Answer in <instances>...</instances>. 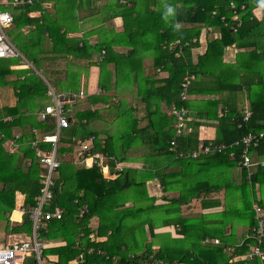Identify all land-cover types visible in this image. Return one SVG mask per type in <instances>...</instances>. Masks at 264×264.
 <instances>
[{
	"label": "trees",
	"instance_id": "trees-1",
	"mask_svg": "<svg viewBox=\"0 0 264 264\" xmlns=\"http://www.w3.org/2000/svg\"><path fill=\"white\" fill-rule=\"evenodd\" d=\"M98 1L100 0H34L33 5L8 8L14 16V24L9 29V35L17 29L35 27L26 36V41H22L20 47L27 59H31L38 66V71L42 69L41 63L47 60L45 54L49 52L54 55L52 59L59 58L60 61L72 59L69 63L71 70L67 72V77L64 79L58 77L59 80L56 79L55 85L67 84V90L75 91L76 87L80 86L81 77L80 72L76 73L75 69L80 68L81 63H86L88 70L92 67H98L100 70L98 82L101 89L100 96H88L85 100L88 108L73 111L74 113L70 115L74 120L69 128L65 129L66 135L64 136L63 131L61 132L58 153L62 166L56 173L54 196L46 211L61 208L64 211V217L62 220H52L47 228L41 231L40 238L43 241L52 239L50 238L52 236L61 237L66 245L60 248L45 249L44 254L47 257L58 255L61 264L76 259L82 253L85 254L86 264H155L160 260L178 261L181 264H219L215 257L222 255L227 246L221 242L219 249L212 248L213 245H201L204 238L218 236L210 232L203 234L202 231H190L199 238L192 249L193 253L186 250L179 257H176V252H166L163 249L158 253H153L152 244H146L145 248L148 249L141 254L138 251L129 253L130 246L128 247L120 233L125 217L138 216V213L142 212L148 213L152 206L140 205L143 204L144 199L141 196L143 191L139 187L144 182L137 183V179L133 177L135 170L125 166L122 171L115 172V161H110L111 170L115 174L108 177L104 176L97 167L90 169L78 167L77 169L72 161V163L67 162L68 157L66 158L65 154H73L75 138L86 139L92 135L97 136L94 131L88 130L87 122L89 124L96 115H104L110 120L117 118L121 122V127L127 128V132H122L119 137L107 136L103 141L97 136L95 150L117 157L118 163L124 164L128 150L140 143L150 149L152 157L164 156L167 161L171 162V165H181L180 174L182 176L189 175L191 169H195L197 178L203 175L207 177L214 169L216 173H211V175L221 178L225 175L226 168L237 167L241 160L242 147L237 149L234 161L230 160L228 155L218 153L200 157L197 160L177 158L175 149L170 145L176 136L175 119L162 113L161 103L165 102L168 108L175 104L178 107L185 106L192 111L191 96L201 93L227 94L224 107L227 109L225 112L227 115L219 116L217 108L220 102L203 101L198 108V119H194L191 123V133L178 137L177 151L187 153L197 148L202 139L207 142L229 145L241 141L248 134L264 132V17L259 21L254 13L256 8H264V2L263 0H234L235 8L231 9L230 1L225 0H166L163 7L152 9V6H157L161 0H142L145 14L135 18L134 14L137 12L135 3L129 7L122 3L123 0H105L104 4H98ZM51 4L56 5L57 10L63 12L59 19L65 20L63 18H66L67 29L61 24H50L45 10L41 17L31 16L32 12L41 8L40 6ZM112 6L116 10L120 9L119 12L124 21L122 33L108 30L102 41L95 46L82 38H67L66 31L68 32L69 26H76L79 20L83 21L81 29H85L86 34L91 35L94 30L99 32L96 10L98 12L104 9L107 11ZM55 14H59V11ZM235 16H238L241 22L239 28H237V22L234 21ZM85 20L88 21L85 22ZM179 24H189L192 27L180 28ZM202 26L220 28L222 37L209 42L206 53L199 56L197 63H193L192 51L199 45ZM250 37H256V39L249 43H242L244 39ZM194 40L197 41L194 42ZM258 40H262L263 43L261 44ZM176 41H180L182 51L174 45ZM51 42H53L52 51H44L45 48H49ZM234 45L240 49L250 47L254 49L251 53L238 55L235 64L224 63L225 49ZM119 46L127 48V53H117L115 47ZM148 50L154 52L156 69L160 72L152 77L148 76V71L144 69L140 71L144 57L148 56ZM179 53V57H176ZM21 62L19 58L0 59V88L13 87L18 99L14 107L0 106V184H2L0 187V220L7 221L6 230L12 234L32 235L33 224L28 215L24 216L22 224L11 226L6 214H11L15 210L17 192L25 195L26 208L35 205V198L40 195L42 188V168L36 151L30 144L35 140L32 129H38L43 132L42 134H47L54 131L56 125L53 120L47 124L38 121V113L46 106L43 101L48 99V86L42 77L31 68L15 70ZM110 65H115L114 71L109 69ZM161 72L165 73L166 77H161ZM187 73L193 74L195 80L191 82L189 99L184 102L181 100L180 93L181 84ZM49 78L46 79L52 84ZM130 83H136L138 88L129 87ZM123 86L128 87L134 96L140 99L139 104L144 103L145 108H143L146 110L144 119H147L145 126L139 125L137 114L139 106L126 107V99L121 97ZM77 91L84 90L80 91L78 87ZM246 94L251 116L245 122ZM93 106H98V108L92 109ZM5 118L12 120L4 121ZM200 118L218 122L216 139H205L201 136ZM129 123L130 126H128ZM29 127L31 130L22 134L24 129ZM17 135H20V138L16 140ZM9 140L24 144L20 148V154L9 153L5 149L4 145ZM41 148L50 150L51 146L43 144ZM253 152L256 158L264 159V140ZM68 159H73V155H69ZM21 160L29 164L27 170L20 164ZM162 171L161 169L155 173L148 171V177L150 179L154 176L159 177L166 187L170 177L162 178ZM132 172H134L133 175H131ZM247 176L248 171L242 169L240 184L244 190L241 197L242 208L235 209L236 206L233 203L232 207L236 212H231L233 208L228 206L225 213L239 214L247 218L249 233H251L256 226L252 210L253 201L264 207V199L259 197V192L264 191V167L260 165L253 167L250 179ZM204 179L202 182L201 180L195 181L199 184L204 182L206 186L210 185L209 180ZM223 181L217 183L215 188L221 190ZM259 185L260 188L257 187ZM188 186L191 189L190 182ZM134 188L136 190H133ZM225 188L232 189L229 186ZM129 190L139 195V199L135 198L133 208L123 211L125 204L122 202L123 197ZM245 198L249 199V204L244 202ZM138 204L140 207H137ZM218 204L220 202L215 203L214 206ZM84 206H88V213L80 219L79 211ZM17 213H19L18 209L13 214L18 215ZM96 216L100 217L98 236L108 237L106 242H93L90 239L92 232L90 221ZM184 227L189 230L191 225L185 223ZM253 243L250 240L245 241L240 248L236 249L234 258L247 254ZM134 245L137 246L136 241ZM262 249L264 251V244ZM99 251L101 253H98ZM257 262L253 259L248 264H259ZM236 263L244 264L243 261ZM25 264H36V260L33 257L28 258Z\"/></svg>",
	"mask_w": 264,
	"mask_h": 264
},
{
	"label": "crops",
	"instance_id": "crops-1",
	"mask_svg": "<svg viewBox=\"0 0 264 264\" xmlns=\"http://www.w3.org/2000/svg\"><path fill=\"white\" fill-rule=\"evenodd\" d=\"M98 4H104L105 0L98 1ZM122 3L129 5V7H132V5L135 3L137 5V12H135L134 17H139L145 14V7L142 3V0H123ZM166 3V0H161V2L157 6H152V9H158L160 6L163 7ZM114 6V5H113ZM111 9H107V11L102 10L101 12H98L96 10V18L99 28V32L94 30L91 35L86 34L85 29H81V24L83 21L79 20V23L76 26H69L68 32L66 31L67 38H82L83 40L87 41L92 46H95L99 44V42L102 41V39L105 36V33H107L108 30H114L117 33L123 32V25L124 21L121 17V13L119 12L120 9H117L113 7ZM41 8L32 12V17H41V15L44 14V10L46 14L49 16L50 24L56 25L61 24L64 25L67 29V22L66 18H63L65 20L59 19L61 16V10H57L56 5H45L40 6ZM160 7V8H161ZM48 9V10H47ZM57 11H59V14H55ZM63 13V12H62ZM255 16L260 21L264 17V8L258 7L254 11ZM88 20H85V22ZM180 28H190L192 25L189 24H179ZM96 27V28H97ZM35 27H25L21 30L25 36L29 35ZM91 29V28H90ZM222 34L220 28L217 27H206L202 26V32L200 35V38L198 40L199 45L195 47L192 51V61L193 63L198 62V58L201 55H204L207 51L208 43L215 39H221ZM256 37H250L246 38L242 41V43H249L252 42ZM197 40H194L196 42ZM261 44L263 43L262 40H258ZM53 42H51L49 48H45L44 51H52L53 49ZM174 45H177L179 47V50L182 51V45L180 41H176ZM254 47L246 48V49H240L236 45L228 47L224 51L223 55V61L227 64H235L237 61V56L240 54H248L253 51ZM115 51L119 54H125L127 53L128 49L124 47H115ZM181 53V52H180ZM179 54H177L176 57H179ZM47 57V60L43 61L41 63V70H37L34 65L30 63V61L24 57L25 62H21V64L18 66L15 70H22V69H33L42 79L47 83V86L52 87L54 90L56 88L53 87L51 83L48 82L46 78L49 77H59L64 79L67 77V72L70 71V62L72 59L69 60H63L60 61V59H52L54 58V55L49 52L48 54H45ZM99 56V55H97ZM155 54L152 51L148 50V56L144 57L143 62L141 63V70L139 67H137L138 70L142 71V69L148 71V76L152 77L156 75L158 72V69H156V61H155ZM100 59V58H99ZM139 65V64H138ZM85 66L84 71H81ZM135 66V65H134ZM137 66V65H136ZM80 70L78 71L76 68L75 72H80V83L79 88L80 91L84 90L88 96H100L101 89L99 88L98 82H99V76H100V70L98 67H92L90 70L86 68V63H81L79 66ZM110 70H115V65H110ZM129 70H127L128 72ZM89 72V73H88ZM132 71H130L131 73ZM88 73V74H87ZM162 74V72H161ZM160 74V76H161ZM45 75L47 77H45ZM161 77H166V74L163 73ZM50 79V78H49ZM95 79V83L93 81ZM137 83V82H136ZM135 84H129V87H137ZM160 85V84H159ZM58 86V85H57ZM162 86V85H161ZM67 86H58L56 89L59 93L64 92H75L71 89L67 90ZM138 88V87H137ZM121 97L126 99V107L132 108L135 106H139L138 111V119H139V125L145 126L147 123V119H144L146 116V110L144 109V103L141 105L139 104L140 99L136 96H134L133 92L129 90L128 87L123 86L121 88ZM245 101L244 104V110L248 108L249 100L248 95H245ZM227 97V94H198L195 96H191V116L192 119L196 120L199 117L198 114V108L200 107L201 103L206 100H213L215 102H220L218 105V114L221 117L222 114L224 116L227 115L226 108L225 107V98ZM49 97L45 101V105H48L50 103ZM18 102L17 96L15 94V90L13 87L6 86L4 88H0V106L1 107H14L16 103ZM78 104H80L79 109H87L88 103L84 101H80ZM78 104L76 110H78ZM104 106H107L103 104ZM168 105L165 102L161 103V110L163 114H167L170 111V108L167 107ZM43 107V106H42ZM103 107V106H102ZM144 107V108H143ZM98 106H93L92 109H96ZM43 110V109H42ZM225 110V111H224ZM73 109L71 111V115L73 114ZM71 117V122L74 120ZM169 116V115H168ZM201 119V118H200ZM192 120V121H193ZM192 123V122H191ZM200 123L201 125V136L205 139H216L217 137V127L218 122L215 120H209L208 118L201 119ZM88 130L94 131L98 138L101 140H105L107 136L112 137H119L122 132H127V128L121 127V122L117 120V118L109 119L107 117H104V115H96L88 124ZM191 126V124H190ZM192 128V126H191ZM31 130V128L24 129L23 133H27ZM43 132L40 130V134ZM18 134V133H17ZM21 134V133H20ZM12 140V139H11ZM11 140H9L5 145V149L9 153H15L20 154V148L24 144H20L16 142L15 144H12ZM69 155L73 154H65L66 158H69ZM150 156V157H149ZM72 157V156H71ZM115 157V156H114ZM127 159L124 164H121L129 169L135 170V173L132 172L131 175H133L137 180L136 182H144V184H141L139 188H141V191H143V194H141L143 200V206L145 205H152L151 208L148 210V220L147 223L144 226L147 237L144 241V245L152 244V251L153 253H158L161 249H163L166 252H176L177 256L179 257L182 255V253L186 250H190V252L193 253L192 249L195 247V243L197 242L198 236H195L192 232L196 231H202L203 234L205 232H210L213 234H218V236L212 237H206L201 241V245H204L205 239H211V240H219L221 244L227 246H223L224 251L222 255L216 256V260L219 264H224L227 262V264H239L236 263L237 261H240V259L234 258V253L237 248H240L246 239L247 234L249 233V220L244 218L242 215L234 214L237 208H242V194L244 193L243 188L240 187V184L242 182V169L237 167H230L225 169V175L221 178L214 177V175H211V173H216V170H211V173L209 176L205 177L199 176L200 178H197V170L191 169L190 174L187 176H182L180 174V171L182 170V166L179 164L171 165L170 161H167L166 157L164 156H158V157H152L150 153V149L148 147L141 145L140 143H137L131 150H128ZM140 157H142L140 159ZM117 159L118 163V158ZM73 159H67V162H71ZM72 163V162H71ZM20 164L22 167L27 170L26 168L29 166L27 162L24 160L20 161ZM74 165V164H73ZM75 168L78 169V166L74 165ZM163 170L161 173L163 176L162 178L170 177L167 183V186L165 187L163 183H161V180L159 177H153L150 179L148 177V171H151L152 173L157 172V170ZM137 170V171H136ZM138 172H144L146 180L144 179H138ZM178 176V177H176ZM182 176V177H181ZM180 177V178H179ZM188 178H191L188 180ZM205 178V179H204ZM204 179L205 181L209 180L208 186L203 182L202 184L197 183L195 180H201V182ZM224 180L221 184V190L216 189V184L220 181ZM188 182L191 183V189L188 186ZM2 184H0V187ZM229 186L230 190L226 189L225 187ZM135 187V186H133ZM260 188V185L257 186ZM206 189H209L208 191H205ZM215 189V190H214ZM82 195V193H81ZM259 197L264 199V191L259 192ZM139 199V195H136L133 190L131 192H126L123 197V211H127L126 209L133 208L135 205L134 200ZM26 197L20 192L16 193V206L15 210L19 208L25 207L26 203ZM218 206H214L215 203H219ZM234 203L235 209L232 207V204ZM205 204V206H204ZM139 205V204H138ZM228 206H231L233 208L234 213H225V210L228 209ZM142 213H138L143 214ZM129 214V213H128ZM111 215V214H110ZM113 215V214H112ZM6 217L10 219L11 226L22 224L23 218H21V215H17V218L13 220V213H7ZM137 216L134 215H128L124 218V223L129 220H135ZM172 223V224H170ZM190 224L191 227L189 230L184 227V224ZM125 225V224H124ZM8 224L7 221L0 220V243L5 245L11 242H14L16 240H23L28 236L27 234H12L10 231L6 230ZM100 226V217L96 216L91 219L90 221V227L92 229V232L90 234V239L93 242H106L108 240V237H100L98 236ZM33 231V230H32ZM188 231V232H186ZM109 234L111 232H108ZM197 235V234H196ZM189 237V238H188ZM193 237V238H192ZM52 239H45L43 242L46 245V249H54V248H60L64 247L66 245V242L61 237H50ZM199 239V238H198ZM79 241V239H77ZM213 245L214 247L219 249L220 244H208ZM205 245V246H208ZM235 246V248H233ZM136 247L134 243L130 245L129 247V253H134L138 251V248ZM148 248L140 249L142 250L139 254L146 251ZM199 250V248H198ZM197 250V251H198ZM49 259L58 260V255H48ZM259 263V262H257ZM260 264V263H259Z\"/></svg>",
	"mask_w": 264,
	"mask_h": 264
},
{
	"label": "built area",
	"instance_id": "built-area-1",
	"mask_svg": "<svg viewBox=\"0 0 264 264\" xmlns=\"http://www.w3.org/2000/svg\"><path fill=\"white\" fill-rule=\"evenodd\" d=\"M34 0H0V59H14L21 58L25 61L22 54L16 48L9 36V29L14 24V16L8 10L9 7H19L22 5H33ZM230 1L231 9L235 8L234 0ZM264 2V0H263ZM244 9V8H243ZM215 14V13H214ZM234 21L237 22V28L241 26L238 16L234 17ZM102 59V57H101ZM195 80L193 74L187 73L181 84L182 91L180 97L182 101L189 99V91L191 82ZM47 97L50 99V103L44 107L38 113V121L47 124L51 120L55 121L54 131L47 134H40L38 129H32L35 134V140L30 144L36 151V156L40 162L42 168L41 184L42 188L40 195L35 198V205L32 207L19 208L18 211L21 218L28 215L30 221L33 224L32 235L26 237L23 240H16L8 244L0 243V264H25L28 258H35L36 264H61L58 260L49 259L44 254L46 249L45 243L41 240L40 234L42 230H45L48 224L52 220H62L64 217V211L61 208H56L54 211H46L50 205L54 196L53 187L55 185V173L58 172L62 166L58 153V146L60 143L61 132L68 129L71 125V111L80 101H84L88 98V95L84 92H64L57 93L52 87H48ZM244 121H248L251 113L248 108L244 111ZM169 116L175 119V131L176 136L170 142L172 148L175 149L177 158H190L197 160L200 157L212 155L215 153L221 155H228L229 159L234 161L237 156V149L242 147L241 160L238 162V166L241 169L248 171L247 178L251 177V170L255 166L264 167V159L256 158L253 152L260 142L264 140V132L259 134H248L241 141H236L232 144H217L213 141L207 142L202 139L197 148L189 151H177L178 137L187 136L192 131L190 126L192 122V116L189 110L185 107H178L173 104L170 108ZM11 118H5L4 121H11ZM20 138V135L16 136V140ZM97 136L92 135L86 139H74L73 154L75 157L72 162L78 167L90 169L97 167L101 170L104 176H111L115 174L110 167V161H115L114 171H122L124 166L117 163V160L102 151H96ZM15 144L16 141H11ZM50 145L51 149H43L41 145ZM252 210L254 212V219L256 226L251 233H248L245 241L250 240L254 243L250 246V251L242 257H237L244 264H248L249 261L256 259L260 264H264V251L262 246L264 244V207L260 206L256 202L252 203ZM14 210L12 213H14ZM88 213V206H84L79 211V218L82 219L84 215ZM244 241V243H245ZM204 245L208 244H220L219 240L205 239ZM98 253H101L100 251ZM66 264H86L85 254H80L76 259L69 261ZM155 264H181L178 261H156Z\"/></svg>",
	"mask_w": 264,
	"mask_h": 264
},
{
	"label": "rangeland",
	"instance_id": "rangeland-1",
	"mask_svg": "<svg viewBox=\"0 0 264 264\" xmlns=\"http://www.w3.org/2000/svg\"><path fill=\"white\" fill-rule=\"evenodd\" d=\"M9 36L11 37L14 45L19 50V52L22 54V56L25 57V58H27L26 55L22 52L21 47H20V44L23 43L22 41H26V36L19 29L14 30L13 32H11ZM19 59L22 62L26 63L23 59H21V58H19ZM30 63L32 65H34V67H36V69L38 68V66L35 65L32 60L30 61ZM84 69H85V66H84V68L81 71H84ZM31 70H33V69H31ZM79 70H80V68H79ZM56 79L59 80L57 77H50V80L52 82L53 87L57 89L58 86L54 84L55 81H56ZM92 82L95 83V79H93V81H91V84H92ZM64 85L66 86L67 84H64ZM78 87H76L75 92H79V91H77L78 90ZM56 89H55V91L57 93H59ZM48 101H50V99ZM43 103L45 104V103H47V101H43ZM79 107H80V104H78V110H80ZM76 108L77 107H73V111H76ZM169 112L167 113L168 115H169ZM128 126H130V123L128 124ZM63 133H64V136H65L66 135V130H63ZM74 157H75V154H73V158ZM141 158L142 157H140V159ZM54 176H55V178L57 177L56 176V173H55ZM140 178L146 180V177H145V173L144 172H138V179H140ZM133 190H136V189L134 188ZM127 192H131V190H129ZM244 202H246L247 204H249V199L248 198H245L244 199ZM140 205H143V204H140ZM140 205H138L137 207H140ZM19 215H20V213H19ZM15 218H17V215H14L13 214V220ZM147 220H148V214L147 213L140 214V215H138L136 217L135 220H131L130 222L128 220L127 222L123 223V228H122V231L120 233L122 239L127 242L128 247L130 245H132L135 241L137 242V246L134 247V248H138V253H140L142 251L140 249H145L144 241L146 240L147 235H146L145 231L143 232V230H144L145 224L147 223Z\"/></svg>",
	"mask_w": 264,
	"mask_h": 264
},
{
	"label": "water",
	"instance_id": "water-1",
	"mask_svg": "<svg viewBox=\"0 0 264 264\" xmlns=\"http://www.w3.org/2000/svg\"><path fill=\"white\" fill-rule=\"evenodd\" d=\"M70 121H71V119H70Z\"/></svg>",
	"mask_w": 264,
	"mask_h": 264
}]
</instances>
